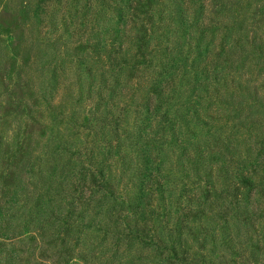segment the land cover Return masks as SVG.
<instances>
[{"label":"rangeland","instance_id":"rangeland-1","mask_svg":"<svg viewBox=\"0 0 264 264\" xmlns=\"http://www.w3.org/2000/svg\"><path fill=\"white\" fill-rule=\"evenodd\" d=\"M118 1L0 0V264H28L23 255H7V236L21 238V249L32 250L29 235L37 233L43 221L49 222L48 229L57 228L51 211L63 198L75 195L76 172L89 163L86 151L93 149L102 159L111 150L109 144L116 141L114 128L97 119L109 117L106 122L110 123L127 109L124 126L132 127L134 111L145 112L146 73L135 74L128 68L123 77L126 83H121L123 79L118 83L115 70L118 61L129 62L131 67L136 62L133 58L139 57L137 40L149 8L155 37L148 41V60L156 71L164 64L184 79L175 93L181 92L182 97L168 94V103L163 105L162 112L178 122V136H170L169 141L178 139L192 156L200 153L192 147L200 145L205 155L199 169L189 161L180 162L181 153L172 154L166 171L177 180V187L172 199L163 202L171 192L160 194L154 206L161 217L172 212L168 229L173 227L182 211L177 214L172 203L181 197L184 183L194 184L193 211L199 215L181 225L184 244L198 263L264 264V198L256 195L251 209L239 211L229 198L206 200L203 191L204 182L210 181L233 192L236 171L247 169H254L255 178L264 182V0H153V6L140 0L126 10L128 25L119 24ZM177 12L191 19L190 26ZM196 17L204 20L200 30L205 27L206 35L202 54H196L192 64L186 53L188 43L196 45L201 35L198 27H192ZM119 41L126 54L118 60ZM215 70L220 72V81L213 85L215 75L206 71ZM131 77L134 83L127 84ZM205 82L211 83L208 91L202 89ZM197 109L222 134V140H206L210 127L199 128L194 122ZM150 142L144 137L125 162L112 157L108 196H103L100 207L93 203L95 207L84 211L86 227L106 221L95 234L82 229L81 237L95 236L96 246H106L108 251L98 260L93 255L86 258L82 246L70 250L69 245L67 250L74 252L69 253L68 264H176L160 247L128 242L126 235L118 240V231L125 227L118 217L129 209L116 198L129 190L132 200L139 192L130 182L139 184L144 178L141 173L150 172V149L157 146ZM139 220L141 229L151 227ZM163 221L153 224L161 229L167 223ZM167 233L162 234L164 239ZM77 235L76 230L72 238ZM50 248L43 254L48 260L56 246Z\"/></svg>","mask_w":264,"mask_h":264},{"label":"trees","instance_id":"trees-1","mask_svg":"<svg viewBox=\"0 0 264 264\" xmlns=\"http://www.w3.org/2000/svg\"><path fill=\"white\" fill-rule=\"evenodd\" d=\"M137 1L140 0H119L118 1V21L119 24H127L128 23V14L126 10L129 6L135 5ZM142 1V0H141ZM148 5L153 6V0H147ZM125 3V4H124ZM149 7V6H148ZM152 8H149L146 12L147 16L144 20L143 29L141 30V34L137 40V59H135V63L133 66H129V62H119L118 61V69L115 72L118 73V83H126L124 81V74L126 73L127 69H131L132 72H136L137 74L139 71H142L145 76L146 87L145 91L148 92V97L146 99V103L142 108L144 109V113L140 110H135L136 120L135 125L132 127H125V113L128 111L127 109L122 110L118 114V119L113 120V122L107 123L106 121L109 120V117H99L97 119L98 122H104V124H111L114 128V133L116 137V141L110 145V149L114 151L111 152L109 150L104 154L102 159L98 158L95 154V151L92 149L91 151L87 150L86 154L89 156V163L83 164L81 169L77 171L78 179L73 185L75 188V195L68 196L67 198H63L64 202H61L59 206L54 207L51 211V216L54 218V221L57 222V228H49L48 223L43 221L42 226L38 228L36 231L37 233H31L28 237L30 242L32 243L33 249H29V251L22 250V246L24 240L19 237L14 236H7L6 241H8L6 246H10L8 248L7 255H10L12 258L15 254L23 255L24 260L28 264H51L53 259H57V263L54 264H68V255L69 253H73L74 251L70 252L72 248L82 246L86 252V258L89 256L92 258L91 255L95 259H102V256L105 252L108 251L106 246H102L98 248L95 244L96 238L90 234L85 235L84 238L81 236L84 233V230L87 229L89 232L95 234V231L101 230V227L104 226L103 222L106 220L103 219V222L96 224L95 227L90 225L88 227L85 226L84 220V211L89 210L91 207H95L93 203H97L100 207L103 205V196L107 197L108 192L111 189V180H112V170H113V158L118 157L119 160L125 162L130 157V151L136 153V149L138 148L137 145L140 144V141L147 137L148 139L153 141L155 148L150 149V157L152 160L150 161V165L148 170L150 172H142L141 177H144L139 184H134V180H132V187L135 185L136 188H139V192L136 193L134 199L131 200V194L129 190L126 194L122 196L118 195V198L110 192L113 198L118 200H122L124 204H127L128 212L121 214L118 217V222H121L125 225L123 231H118V240L120 241L125 236V240L128 242H137L141 241L144 242L147 247L158 248L160 247L161 250L168 255V259H171L176 264H199L196 257L187 249L186 245L184 244L183 240V227L181 224H188L189 220L187 218L196 217L199 215L198 211L194 210V203H195V195L191 194V188L194 184L184 183L182 188L181 197L176 199L177 203L172 205H176L177 214H180L182 211V218L184 216V220L182 222V218L178 223L173 224V227L168 229V225H170V220L172 212H165L164 216L157 212V209L154 206V199L157 198L158 195H165L169 194L168 197H163L162 201H167L168 198H173V191L177 187L175 179H173V175L166 171V165L169 160H171V155L179 154V161H189L192 163L193 166L200 169V165L202 161L205 159L204 152L201 151L200 145H197V148L192 147L194 152L200 151L199 154L193 155L189 152V148L180 142L178 139L173 141L172 143L169 141L170 136H178L177 133V120L174 118L169 117L168 113L162 112L163 105L168 103L167 96L173 95L176 93V85H181L182 88V80L178 78L176 72H170V68L166 65L161 66V71H156L153 68V62L148 60V56L150 53L147 52V45L148 41L152 38L155 34L153 29V18L151 16ZM178 16L180 17L181 21L185 24H189L190 20L186 15L181 14V12H177ZM205 24L204 20L201 19L199 22L198 17L193 19V26L198 27L199 31H201V35L197 38V44H189L188 47L190 48L188 53H186L188 62L195 64L196 62V54H202V40L204 39V35H206L205 27L203 30H200L201 26ZM128 25V24H127ZM127 27V26H126ZM123 29V31H125ZM120 31H118L119 34ZM192 46L194 48H192ZM125 49L123 47L122 41L118 42V60L124 56ZM219 57V55H218ZM142 58V61L140 59ZM111 69V68H110ZM142 69V70H141ZM210 75H215V83H219L220 81V72L215 71H206ZM58 72L55 73V78ZM115 76L117 74L115 73ZM136 78L137 75H135ZM205 78H208L205 76ZM135 78L131 77L129 83L133 84ZM139 79V78H138ZM126 86V85H125ZM211 87V83H204L202 85V89L208 91ZM178 97H182V94L177 92ZM140 106V105H138ZM124 115V118H123ZM200 110H195L194 113V122L198 123L199 128L209 126V130L207 132V139L209 137L218 138L222 140V134H217V131H214V127L210 125V122L201 116ZM184 118L188 121V117L184 116ZM217 136V137H215ZM202 141V139H200ZM150 142V143H151ZM116 143V144H115ZM118 143V144H117ZM225 140H223V144ZM167 145H171L168 147ZM218 147V146H216ZM230 149V145L225 146ZM106 150V149H105ZM221 153V150L217 151ZM127 153V154H126ZM81 155V152H79ZM114 156V157H113ZM113 157V158H112ZM112 158V159H111ZM234 160V158H233ZM233 162V161H232ZM90 176V180H89ZM235 179L237 180V184L233 188V192H229L225 188H217L215 184L210 181L204 182L205 189L204 197L206 200H210L214 196L220 197L222 200L230 199V205L236 210L242 209H251V204L255 199L256 195L261 196L264 198V182L258 181L255 178L254 169H247L242 171H236ZM140 185V186H139ZM256 189L257 192H256ZM87 191V192H85ZM99 193H101V200L99 198ZM258 197V196H257ZM18 198H15L14 203H17ZM39 199H42L39 198ZM183 199H185V203H183ZM259 200V199H258ZM260 206V205H258ZM258 208V207H257ZM260 211L261 208L256 209ZM110 213V209L106 210ZM174 212V210H173ZM262 212V211H261ZM256 214V213H255ZM146 225L148 222L151 224L150 228H140L139 223L140 220ZM130 219L134 225L131 224ZM164 219H166V226L163 228H157L153 222L159 220L160 223H164ZM182 222V223H181ZM77 225V227H75ZM110 226V225H109ZM160 229V230H159ZM77 230L79 236L78 238H72V234H74ZM164 232H168L167 239H164L162 234ZM51 237L52 240L47 241V238ZM41 238V239H40ZM161 243V245H160ZM38 245V246H37ZM56 246L55 254L52 257V260H48L45 258L43 254L48 252L52 246ZM71 246L70 250H67L66 246ZM38 248V251H37ZM100 249L101 251L97 250ZM159 249V248H158ZM160 250V249H159ZM20 252V254H19ZM41 253V255H37V253ZM22 253V254H21ZM24 253H28L26 256ZM162 253V252H161ZM82 259L84 258V254L81 253ZM121 263V262H120Z\"/></svg>","mask_w":264,"mask_h":264}]
</instances>
